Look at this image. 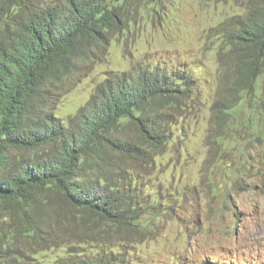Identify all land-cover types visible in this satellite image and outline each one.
<instances>
[{"label": "trees", "instance_id": "trees-1", "mask_svg": "<svg viewBox=\"0 0 264 264\" xmlns=\"http://www.w3.org/2000/svg\"><path fill=\"white\" fill-rule=\"evenodd\" d=\"M133 2L60 0L39 7L0 0V205L8 217V231L0 227V264L25 259L17 236L51 242L42 217L50 192L69 208L61 219L68 218L83 244L60 264H127L126 237L140 233L145 221L135 176L122 165L152 164L171 141L168 110L181 106L193 80L184 69L140 67L107 75L67 125L54 111L77 61L91 59L94 47L134 23ZM229 26L221 39L236 56L235 77L230 98L213 105L223 119L243 95L264 87V0ZM258 110L264 115V102ZM127 122L139 142L119 135Z\"/></svg>", "mask_w": 264, "mask_h": 264}, {"label": "rangeland", "instance_id": "rangeland-1", "mask_svg": "<svg viewBox=\"0 0 264 264\" xmlns=\"http://www.w3.org/2000/svg\"><path fill=\"white\" fill-rule=\"evenodd\" d=\"M27 1L44 7L60 0ZM259 2L135 0L134 23L94 47L91 59H79L62 85L54 113L67 125L109 74L165 67L184 69L193 80L181 106L168 110L171 141L152 164L122 165L135 176L145 221L140 233L126 237L127 264H264V115L258 113L264 87L243 95L225 119L213 107L230 98L235 77L236 56L221 36ZM119 135L139 142L129 122ZM47 195L43 232L53 243L17 236L26 256L21 264H60L70 248L82 250L81 235L61 219L69 208L54 192ZM7 222L0 205L5 232Z\"/></svg>", "mask_w": 264, "mask_h": 264}]
</instances>
